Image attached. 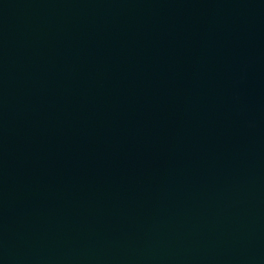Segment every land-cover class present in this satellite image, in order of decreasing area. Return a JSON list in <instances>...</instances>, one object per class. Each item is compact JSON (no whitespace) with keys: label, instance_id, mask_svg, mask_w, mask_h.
<instances>
[{"label":"water","instance_id":"1","mask_svg":"<svg viewBox=\"0 0 264 264\" xmlns=\"http://www.w3.org/2000/svg\"><path fill=\"white\" fill-rule=\"evenodd\" d=\"M0 264H264V0H0Z\"/></svg>","mask_w":264,"mask_h":264}]
</instances>
